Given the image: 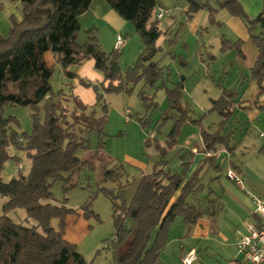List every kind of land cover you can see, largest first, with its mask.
Instances as JSON below:
<instances>
[{"label":"trees","instance_id":"1","mask_svg":"<svg viewBox=\"0 0 264 264\" xmlns=\"http://www.w3.org/2000/svg\"><path fill=\"white\" fill-rule=\"evenodd\" d=\"M22 6V20L13 22L7 38L0 37V173L8 159L6 148L15 146L26 152L30 159L27 175H19L8 182L0 178V199L3 200L0 215V264H87L75 245L64 239L67 216L82 212L85 220L98 216L92 211L93 197L74 210L64 200L56 203L52 187L62 183L64 192L76 187L73 179L91 163L82 161L77 151L88 150L84 135L90 132L102 133L107 121V105L98 93L93 106L83 105L72 99L74 110L63 108V94H53L50 79L53 66L45 61L50 53L53 62L60 64L66 77L74 78L67 69L91 59L95 70L103 76L101 88L105 94L130 92L129 84L144 79V84L153 87L161 77V69L152 61L157 53L155 43L161 35L154 13L156 0H104L124 21L133 25L142 44L137 61L127 68L123 79L118 59L120 53L105 54L100 50L93 29L87 31L84 44L76 41L79 30L78 17L88 9L91 0H18ZM194 10L201 8L192 2ZM219 8L226 9L233 17L245 22L248 34L257 51V57L250 69V79L255 81L259 92H264V11L252 20H246L241 5L236 0L218 2ZM154 18V19H153ZM258 34H253V27ZM180 83L167 91L171 106L176 105L182 89ZM96 87L93 90L96 92ZM217 100L212 101L211 110L222 118L214 132L200 131L202 148L200 153L214 152L223 146L230 152V137L224 134L225 122L233 114L235 93L224 90ZM145 110L155 108L143 92L139 93ZM102 105L101 117L95 116V106ZM6 106H21L31 109L32 130L29 135L18 134L12 129L13 117L4 118ZM42 111V119L39 112ZM143 127L146 118L140 119ZM173 133V132H172ZM101 143L99 147H102ZM213 158L205 157L190 175L191 161L183 162L187 172H171L154 169L141 176L131 202L123 200L124 184L120 179L125 174L122 164L104 169L101 182L116 183L113 189L100 190L112 203L113 233L110 247L112 264H161L159 255L163 250L169 226L181 217L186 227H191L204 215L211 213L214 201L210 193L197 200L203 192L201 178L206 166H213ZM217 168V165L214 164ZM18 172V171H17ZM120 204L116 205V201ZM23 209L27 218L36 224L25 227L15 224L6 213ZM57 220V228L51 221ZM129 220L130 226L125 222Z\"/></svg>","mask_w":264,"mask_h":264},{"label":"rangeland","instance_id":"2","mask_svg":"<svg viewBox=\"0 0 264 264\" xmlns=\"http://www.w3.org/2000/svg\"><path fill=\"white\" fill-rule=\"evenodd\" d=\"M104 1V0H103ZM201 6L194 10L190 0H156V8L166 10L167 15L157 20V27L161 32L155 43L157 53L152 61L161 69V77L153 87L144 84V79L135 84H129L130 92L105 94L101 88L102 81L97 82L96 94L102 96L107 105V121L102 133L90 132L84 135L88 140V150L77 151V156L82 161L91 163V167L82 169L73 179L76 187L62 189V183L56 182L52 187L56 203L63 202L71 209H78L89 198L92 200V211L98 216V221L93 218L88 222L87 235L76 248L83 255L87 264H112L113 254L110 241L113 233L112 203L100 190L101 187L113 189L116 183L101 182L104 169H110L122 164L125 174L120 179L121 183L128 182L123 189V200L128 205L131 202L136 186L141 175L150 174L154 169L169 170L171 172H187L183 162L187 163V143L191 146L202 144L200 131L214 132L221 122L219 114L211 110L212 100H217L224 90L232 89L238 81L237 75L247 68L256 54L252 40L243 41L238 35H232L226 21L232 16L226 9L219 8L218 2L225 0H191ZM246 15V20H252L257 14L264 11V0H236ZM106 3V2H105ZM109 7V5L106 3ZM106 6V7H107ZM22 6L18 0H0V23L19 22L22 19ZM154 19V18H153ZM89 23V22H88ZM93 23L82 25L76 34V41L82 45L86 42L88 33ZM93 36L96 37L101 51L109 54L115 51L116 37L125 40V46L120 53L118 65L124 79L127 68L134 64L141 52L143 44L131 23L126 22V28L112 33L100 21H95ZM224 25V26H223ZM1 28V27H0ZM2 30V29H1ZM258 27L254 26L253 34H258ZM8 34L3 37L7 38ZM69 67L67 69L70 72ZM244 71L250 79V70ZM50 85L53 94H69L70 86L64 69L60 64L54 63ZM103 78L102 74H100ZM182 89L176 105L171 106L167 98V91L175 89L180 83ZM243 75L241 76L242 81ZM233 84V85H232ZM73 86V85H72ZM143 92L149 102L156 104L145 110L144 102L139 97ZM232 91V90H231ZM90 94V92H88ZM71 94V93H70ZM88 94H86L87 96ZM236 95L233 101H236ZM95 103V101H94ZM238 104V103H236ZM68 105V104H67ZM92 104L91 106H93ZM233 105V114L225 122L224 134L233 132L236 119L243 121L242 110ZM69 112L72 105H68ZM125 110L130 111L126 121ZM31 109L21 106H6L3 109L4 118L13 117L12 129L18 134L29 135L32 130ZM104 111L102 105L95 106V116L101 117ZM42 119L43 113L40 111ZM146 118L148 125L143 127L140 119ZM173 132V133H172ZM151 133L154 134L150 138ZM254 134L256 132L254 131ZM237 135V134H236ZM104 143L102 147H99ZM8 159L4 162L0 178L8 182L19 175H27L30 170V159L22 149L13 145L6 148ZM132 161V162H131ZM222 171L226 164L224 158H219ZM140 164L145 166L142 169ZM21 165L18 171L15 166ZM18 171V172H17ZM187 175V174H186ZM205 198V194L198 196L197 200ZM116 205L120 204L117 200ZM2 200L0 199V215ZM15 224L30 227L36 223L27 218L23 209H14L6 213ZM180 223V217H177ZM127 220L125 225L130 226ZM51 226L57 228V220L51 221ZM65 232V229H64Z\"/></svg>","mask_w":264,"mask_h":264},{"label":"crops","instance_id":"3","mask_svg":"<svg viewBox=\"0 0 264 264\" xmlns=\"http://www.w3.org/2000/svg\"><path fill=\"white\" fill-rule=\"evenodd\" d=\"M105 4L103 0H91L86 12L78 17L79 26H86L92 22L93 26L89 29L100 31L94 24L95 21H100L113 34L126 28L125 21ZM226 24L232 35H238L243 41L248 40L245 25L239 18L231 16ZM0 27V37L3 38L10 30V23H0ZM256 57L257 51L251 64L246 68L248 71ZM45 61L49 67L55 63L50 53L45 54ZM71 67L73 68H70V72L74 74V78H67L69 81L65 82L69 84L70 92L64 94L68 97L61 101L63 108L71 104L73 111L72 99L87 106L94 104L93 87L97 86V82L103 81V78L101 73L95 70L91 59ZM244 69L237 75L236 86H230L234 88L228 89L236 94L234 107L241 109L242 117L244 116L241 122L236 119L237 135L233 132L227 134L230 137L231 151L223 146H217L214 152L204 154L200 153L202 144L191 146L187 143V151L190 154V156L187 154V160L192 163L187 176L205 157L213 158V166H206L203 170L200 182L203 192L199 195L206 196L210 193V200L214 201L213 208L209 209L211 213L204 214L191 227H186L181 217L180 223H177V218L172 222L168 229L166 244L159 255L161 264H183L182 257L191 250L195 251L197 257L193 264H244V256L237 250L235 243L238 237L246 234L248 224L257 222L253 214V204L246 193L264 197V92H259L256 82L246 76L248 73ZM242 75L244 78L241 81ZM221 157L226 164L223 171L219 165ZM135 164L142 169L145 167ZM228 170L234 171L242 178L243 191L226 179L225 174ZM88 227L91 228L83 218L82 212L77 210L75 215L67 216L65 220L64 239L75 246L80 245L88 233Z\"/></svg>","mask_w":264,"mask_h":264},{"label":"built area","instance_id":"4","mask_svg":"<svg viewBox=\"0 0 264 264\" xmlns=\"http://www.w3.org/2000/svg\"><path fill=\"white\" fill-rule=\"evenodd\" d=\"M167 15L166 10L158 8L154 13L156 20H161ZM114 49L115 51H121L125 46V40L120 36L116 37ZM130 111L125 110L126 121L129 119ZM150 138L154 136L151 133ZM17 170L19 171L22 167L18 165ZM227 180L232 182L240 190H244L242 178L232 170H228L225 174ZM249 199L253 204V214L255 215L257 222L254 224L247 225V232L245 235L238 237L235 246L237 250L244 256V264H264V197H257L249 195ZM196 253L194 250L187 251L182 257L183 264H193L196 261Z\"/></svg>","mask_w":264,"mask_h":264}]
</instances>
